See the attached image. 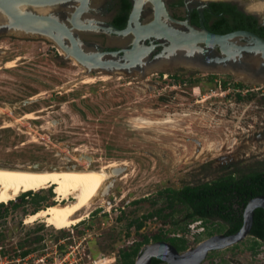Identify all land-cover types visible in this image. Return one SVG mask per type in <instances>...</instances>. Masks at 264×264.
Wrapping results in <instances>:
<instances>
[{
	"label": "rangeland",
	"instance_id": "374dc122",
	"mask_svg": "<svg viewBox=\"0 0 264 264\" xmlns=\"http://www.w3.org/2000/svg\"><path fill=\"white\" fill-rule=\"evenodd\" d=\"M244 1V8L252 2ZM256 16L261 19V13ZM9 33L0 34V166L97 169L114 163L118 171L73 225L55 216L33 218L46 207L50 190L34 192L38 203L16 198L1 204L0 245L6 260L24 256L18 264H112L142 236L180 232L168 231L156 216L137 231L128 226L153 209L158 189L264 165V78L222 71L207 82L198 72L176 83L163 76L87 72L50 42ZM236 82L242 87L235 89ZM58 185L56 201L64 190ZM216 226L207 222L200 236L186 241V249ZM251 243L246 236L211 250L199 264H264V242L255 253L248 248Z\"/></svg>",
	"mask_w": 264,
	"mask_h": 264
},
{
	"label": "flooded vegetation",
	"instance_id": "af4514ba",
	"mask_svg": "<svg viewBox=\"0 0 264 264\" xmlns=\"http://www.w3.org/2000/svg\"><path fill=\"white\" fill-rule=\"evenodd\" d=\"M214 1L227 2L234 6L235 11L254 16L258 26L264 25L254 12L244 8V4L228 0H58L48 5V11L44 12H39L35 7H26L33 14L48 17V20H37L32 25L33 28L27 26L16 29L0 21V34L9 31L26 40L41 38L39 40H46L59 50L60 47L69 51L76 49L82 53L80 62L63 50L62 55L74 60L87 72L96 71L109 75L120 73L129 78L163 76L171 79L193 78L198 72H202L205 73V80L212 82L217 73L234 71L264 78V55L259 51L256 61L252 62L253 56L250 57L246 51L241 50V46L250 43L245 38L229 39L223 49L219 44L202 41L183 43L184 39L193 37L203 28L220 34L246 30L232 28L225 32L213 31L212 28L220 27L222 23L221 15L215 11L216 7L210 6ZM223 15L225 25H233L234 15ZM221 80L218 82L219 86ZM50 188L42 189L52 192L46 201L47 205L49 202H52L50 205L55 203L59 191L61 192L58 184ZM55 192L56 197L53 196ZM16 198L30 199L35 203L41 201L32 190L24 191ZM10 201L12 200L8 202ZM1 204L3 202L0 206ZM119 260L120 254L118 261L112 264H121Z\"/></svg>",
	"mask_w": 264,
	"mask_h": 264
},
{
	"label": "trees",
	"instance_id": "16d2710c",
	"mask_svg": "<svg viewBox=\"0 0 264 264\" xmlns=\"http://www.w3.org/2000/svg\"><path fill=\"white\" fill-rule=\"evenodd\" d=\"M210 6L216 7V13L221 15V26H216L213 31L225 32L232 28L250 30L264 37V25L258 26L256 19L251 15H244L234 10V6L223 1H214ZM223 14L234 15V23L225 25L226 19ZM176 83H182V78H172ZM226 81L220 82L225 87ZM235 86H242L236 83ZM239 95L238 93L236 94ZM239 97V96H238ZM264 195V165L259 169L248 171L231 170L217 175L206 181L198 183H185L181 186L162 187L155 192V198L151 200L153 209L139 218L128 222L137 231L146 218L157 217L163 224H168V231H184L186 224L194 219H201L204 225L216 222L217 226L212 230H206V236L214 233L228 234L236 231L242 222V210L247 200L256 195ZM159 203V204H158ZM155 217V218H156ZM264 215L261 208L253 210L252 222L248 232L251 244L248 246L252 253L255 247L262 242ZM149 239L164 240L172 244L177 251L186 249V240L180 237L167 236L162 232L152 234L150 237L142 236L141 241L136 242L130 248L120 253L121 264H132L141 244L148 243ZM176 239V241H174ZM27 251H22L21 255ZM150 264H165L157 258H151Z\"/></svg>",
	"mask_w": 264,
	"mask_h": 264
},
{
	"label": "bare ground",
	"instance_id": "6f19581e",
	"mask_svg": "<svg viewBox=\"0 0 264 264\" xmlns=\"http://www.w3.org/2000/svg\"><path fill=\"white\" fill-rule=\"evenodd\" d=\"M251 1L246 6L247 9L264 15V1ZM13 7L18 12L24 9V5L22 4H16ZM34 7L39 12L47 10V6L38 5ZM0 21L11 23L10 19L1 11ZM16 25L11 24L10 26L15 29L19 28ZM232 39L238 38L234 37ZM29 115L30 113L26 114L27 117ZM115 169L116 164L114 163H109L97 169L60 168L40 170L23 168L19 165L14 167L6 165L0 166V203H7L9 200L15 199L16 196L27 190L37 192L50 188L54 184H60L64 187V190L59 200L37 211L33 215V218L55 216L63 224L73 225L82 218L81 215L86 213L87 208L93 200L98 199L107 191V187L110 185V178L115 176ZM156 253L159 254V251Z\"/></svg>",
	"mask_w": 264,
	"mask_h": 264
},
{
	"label": "water",
	"instance_id": "95a60500",
	"mask_svg": "<svg viewBox=\"0 0 264 264\" xmlns=\"http://www.w3.org/2000/svg\"><path fill=\"white\" fill-rule=\"evenodd\" d=\"M58 0H0V11L6 15L11 23H8V27L13 24L19 26L20 28H26L29 26L33 28L37 20L49 18L43 15H36L26 7L33 6H48L53 4ZM227 1V0H226ZM232 2H240L242 5L245 3L244 0H228ZM22 4L24 9L20 12L16 11L13 5ZM245 11V10H244ZM257 15V13H254ZM261 23L264 24V15L261 14ZM27 22V23H26ZM32 23V24H31ZM245 38L250 43L241 46V50L246 51L250 57H252V62L256 61V55L260 51L264 55V38L254 34L253 32L247 30H236L229 33H213L206 29H202L200 32L196 33L193 37L189 39H184V44L195 43L202 41L205 43L219 44L221 49H223L224 44L232 38ZM65 54L74 58L77 62H80L81 55L78 50H68L65 47H60ZM239 53V52H238ZM118 169H115V174ZM255 208H261L264 215V195H256L247 200L242 210V222L239 228L231 233H215L207 236L193 247L188 248L184 251L178 252L171 244L166 241H154L145 244L135 257L133 264H149L151 258H157L167 264H199L206 256V254L211 250H217L226 248L237 242L241 241L243 238L248 236V232L252 222L253 210ZM264 242V225H263V237ZM159 251V254L156 252Z\"/></svg>",
	"mask_w": 264,
	"mask_h": 264
},
{
	"label": "built area",
	"instance_id": "2783aa9c",
	"mask_svg": "<svg viewBox=\"0 0 264 264\" xmlns=\"http://www.w3.org/2000/svg\"><path fill=\"white\" fill-rule=\"evenodd\" d=\"M152 217L151 219H154ZM150 219H148L149 221ZM205 230V225L203 221L199 218L189 221L186 224L184 231L174 232L171 235L174 237L184 238L187 242H193L198 236H200ZM24 256H17L13 260H6V256L2 255L1 245H0V264H18L19 261L23 260Z\"/></svg>",
	"mask_w": 264,
	"mask_h": 264
}]
</instances>
